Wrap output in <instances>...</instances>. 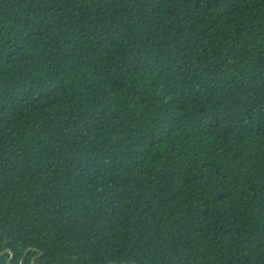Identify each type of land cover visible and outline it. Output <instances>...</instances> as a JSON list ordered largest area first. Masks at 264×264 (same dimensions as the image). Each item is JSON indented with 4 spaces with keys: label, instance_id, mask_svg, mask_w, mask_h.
Instances as JSON below:
<instances>
[{
    "label": "trees",
    "instance_id": "1",
    "mask_svg": "<svg viewBox=\"0 0 264 264\" xmlns=\"http://www.w3.org/2000/svg\"><path fill=\"white\" fill-rule=\"evenodd\" d=\"M21 262L264 264V0H0Z\"/></svg>",
    "mask_w": 264,
    "mask_h": 264
},
{
    "label": "water",
    "instance_id": "2",
    "mask_svg": "<svg viewBox=\"0 0 264 264\" xmlns=\"http://www.w3.org/2000/svg\"><path fill=\"white\" fill-rule=\"evenodd\" d=\"M28 252V251H27ZM21 264H23V262H21Z\"/></svg>",
    "mask_w": 264,
    "mask_h": 264
}]
</instances>
